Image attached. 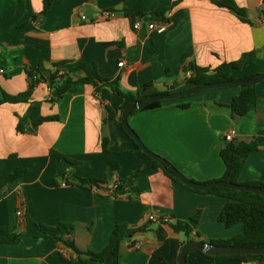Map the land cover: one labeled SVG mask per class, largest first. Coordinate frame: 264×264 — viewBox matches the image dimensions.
<instances>
[{"label":"crops","instance_id":"obj_1","mask_svg":"<svg viewBox=\"0 0 264 264\" xmlns=\"http://www.w3.org/2000/svg\"><path fill=\"white\" fill-rule=\"evenodd\" d=\"M234 1L246 10L247 22L213 0H53L45 15L44 0H0V101L29 91L26 71L34 62L42 64L46 79L54 72L78 79L83 65L95 64L122 91L147 83L153 92L171 85L181 91L191 76L185 66L215 69L245 54L254 56L233 70L234 79L264 74V0ZM162 19L169 21L164 32L149 29ZM122 59L126 67H119ZM130 66L136 68L132 73ZM239 91L231 86L168 100L129 116V125L152 152L203 184L224 176L220 151L235 130L233 142L259 147L239 183L264 184V80L256 84L251 110L233 117L222 105ZM123 103L111 88L97 91L86 83L52 102L42 81L26 101L0 105V238L16 235L11 243L0 242V264H70L77 256L59 238L73 240L83 253H100L120 224L127 225L129 237L104 264H161L154 252L166 242L167 262L179 264L189 240L173 225L196 214L191 240L197 234L203 242L229 240L244 232L243 223L226 228L218 221L228 199L176 182L135 146L122 129ZM44 118L54 120L38 123ZM16 170L21 175L9 180ZM68 173L101 181V187L67 185ZM151 215L171 222L152 221ZM187 263L264 259L213 260L192 250Z\"/></svg>","mask_w":264,"mask_h":264},{"label":"trees","instance_id":"obj_2","mask_svg":"<svg viewBox=\"0 0 264 264\" xmlns=\"http://www.w3.org/2000/svg\"><path fill=\"white\" fill-rule=\"evenodd\" d=\"M213 2L217 6L221 8H226L232 11L233 13H235L237 17H239V19H241L243 22H247L246 10L238 7V5L235 3L234 0H213ZM52 3L53 0H44V9L42 12L43 15L47 13ZM133 13H135V11L127 12V14H133ZM253 56H254L253 54H245L240 61L234 63H223L215 69L199 67L195 63L189 64L183 68V71L185 73L191 72V76L186 79L185 89L192 86L232 81L234 80V77L232 75L233 70L241 68L243 63L247 59L252 58ZM82 69L84 75L79 77L78 79H73L68 75L59 74L57 72L52 73L50 78L46 79L42 76V71H43L42 64L39 62H34L29 66V68L26 71L28 77L31 80L29 91L17 97L5 96L4 100L0 101V105H2L5 102L26 101L30 97L31 91L36 86V84L42 81H46L53 92V98H51L52 102L59 101L68 92L76 91L77 85L79 83L92 84L95 86L97 91H100L104 87L111 88L124 100V103L121 107V111H123V109L127 105L137 100H142L148 96L160 94V93L169 94L177 90V87L175 85H171L170 87H167L165 90L161 92L160 91L153 92L152 83H147L144 85V87L136 91H122L119 87L112 84L109 79L102 78L95 64L92 66L83 65ZM257 82L258 81H254L238 86L240 88L239 94L235 96L229 104L222 106L228 107L233 117L246 115L251 110L252 105L255 104V102L257 101L258 98L256 91ZM187 97L181 98L180 100L185 99ZM163 102L165 101L152 102L142 110H151V109L159 108L161 107ZM188 106L189 104H182L181 108H187ZM109 111L111 112V109H109ZM139 111L140 110H133L130 116ZM50 120H54V119L44 118L41 119L38 123H42ZM123 132L139 149L138 145L135 143L133 139H131L127 135L124 129ZM258 148L259 147L257 143L242 142L237 144L235 142H227L225 140V143L220 151L221 158L225 163V173L221 179L215 181H224L231 184L243 185L239 183V176L244 168L245 162L249 157V155L252 152L258 150ZM55 154L58 158H65L59 153H55ZM155 165L163 168L157 161H155ZM168 167L174 168L170 163H168ZM165 172L167 173L166 170ZM21 173L22 170L14 171L12 175L9 177V180H14L18 176H20ZM169 176L172 179H174L176 182L184 185L183 183H181L179 180L175 179L171 175ZM215 181H211V182H215ZM65 184L76 185L80 187H94V186L101 187V181L94 179H82L70 173H68L66 176ZM247 186H253L264 190V184L261 183L247 184ZM195 191L201 193L217 194L228 199L227 204L224 206L222 212L218 217L219 223H221L224 227L231 228L239 223H243L244 225V232L242 234H239L229 240L212 241L210 243L216 245L238 246V247H253V248L264 247V196L248 191L228 189L225 187H214L205 191H199V190H195ZM197 221H198V215L196 214L191 218L190 222H197ZM190 222L178 221L175 225H173V229L176 232H184L187 236V239L191 240L192 239L191 234L193 233V228L190 225ZM128 237L129 235L127 234V225L125 224L117 225L116 229L112 233L109 245L107 246L106 249H104L100 253H93V252L83 253L76 247L75 242L73 240L61 239V238H59V240H61L77 256L76 258L71 259L70 264H91V263L104 264L109 256L111 255L118 256L120 254L121 245ZM15 238L16 235H9L7 237L0 238V242L11 243L15 240ZM196 238L200 240V235L197 234ZM132 247H134V245ZM168 251H169V243L166 242L161 248H159L154 252V256L159 259L161 264H169L166 260V255ZM200 253L213 260H216L218 258H233L240 260L242 262H247L250 258L253 257L264 259V255L210 256L202 252Z\"/></svg>","mask_w":264,"mask_h":264},{"label":"water","instance_id":"obj_3","mask_svg":"<svg viewBox=\"0 0 264 264\" xmlns=\"http://www.w3.org/2000/svg\"><path fill=\"white\" fill-rule=\"evenodd\" d=\"M264 80V74H259L257 76H251L247 78L241 79H234L228 82L222 83H212V84H204L199 86H192L187 89L165 94H155L148 96L142 100H137L129 105H127L121 114V125L127 135L135 141L138 145L139 149L148 157L152 158L153 160L157 161L169 175L174 177L175 179L179 180L184 185L199 191H205L214 187H225L228 189L239 190V191H248L252 193H256L259 195L264 196V190L247 185H239V184H231L224 181H215L211 183H197L194 182L187 177H185L181 172L176 170L175 168H169L167 161L152 152L141 140L139 135L131 128L129 125V116L133 110H142L148 104L155 102V101H168V100H177L187 96H191L193 94L211 90V89H220L226 88L231 86H240L254 81H262ZM197 250L206 255L210 256H225V255H264V247L261 248H253V247H238V246H226V245H216L210 242H203L198 240H189L187 241L181 250L179 256V264H188L187 257L190 251Z\"/></svg>","mask_w":264,"mask_h":264},{"label":"built area","instance_id":"obj_4","mask_svg":"<svg viewBox=\"0 0 264 264\" xmlns=\"http://www.w3.org/2000/svg\"><path fill=\"white\" fill-rule=\"evenodd\" d=\"M83 18H85V17H83ZM168 25H169V21L168 20H162L159 23H155V22L150 23L148 25V27H149L150 30H157L158 32H161L162 33V32H164L167 29ZM140 26H141V23L140 22L136 23L135 29L138 30L140 28ZM118 65H119V67H126L128 65V62H127L126 59H122L119 62ZM135 69L136 68L134 66H130V67H128V71L127 72L128 73H132L133 71H135ZM50 98H53V92H52L51 89H50ZM235 133H236L235 130L230 131L225 136V140L227 142H233ZM114 189H117V185L114 186ZM21 214H22L21 212H18V215H21ZM149 219L152 220V221H157L158 220V221H161V222H164V223H170L171 222V218L170 217H163L162 219H157L156 217H154L153 215H151L149 217ZM135 248H140V245H136Z\"/></svg>","mask_w":264,"mask_h":264},{"label":"rangeland","instance_id":"obj_5","mask_svg":"<svg viewBox=\"0 0 264 264\" xmlns=\"http://www.w3.org/2000/svg\"><path fill=\"white\" fill-rule=\"evenodd\" d=\"M211 90H213V89H211ZM205 91H210V90H205ZM203 92V91H202ZM178 100H180V99H178Z\"/></svg>","mask_w":264,"mask_h":264}]
</instances>
